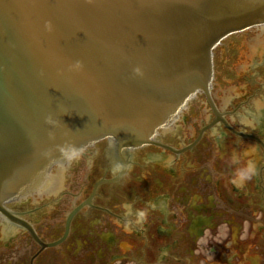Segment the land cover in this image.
<instances>
[{"label": "flooded vegetation", "instance_id": "flooded-vegetation-1", "mask_svg": "<svg viewBox=\"0 0 264 264\" xmlns=\"http://www.w3.org/2000/svg\"><path fill=\"white\" fill-rule=\"evenodd\" d=\"M208 92L149 142L100 139L6 203L0 264H264V24L213 48ZM249 147L258 172L236 188L232 157ZM117 159L131 167L113 176ZM127 203L147 208L130 232Z\"/></svg>", "mask_w": 264, "mask_h": 264}, {"label": "water", "instance_id": "water-1", "mask_svg": "<svg viewBox=\"0 0 264 264\" xmlns=\"http://www.w3.org/2000/svg\"><path fill=\"white\" fill-rule=\"evenodd\" d=\"M262 24L264 0H0V213L64 163L58 146L149 142L209 95L213 48Z\"/></svg>", "mask_w": 264, "mask_h": 264}, {"label": "clouds", "instance_id": "clouds-1", "mask_svg": "<svg viewBox=\"0 0 264 264\" xmlns=\"http://www.w3.org/2000/svg\"><path fill=\"white\" fill-rule=\"evenodd\" d=\"M52 23L51 21L44 22V28L47 31H52ZM84 70V62L82 60H74L66 65V67L62 70L68 74H78ZM134 72L136 74H142L141 68H134ZM44 121L46 124L52 126V130L49 131L50 138H55V127L58 124V120L54 117L52 113H48L44 116ZM214 134L216 136H220L218 131L214 130ZM59 151L61 153L63 162L61 164V168L63 170H67L71 164L80 159L81 153L83 151L82 148H78L72 144H65L62 146H58ZM255 151L254 148L249 147L246 148L242 154H234L232 157V164L235 165L231 183L236 188H242L246 182L250 181L254 176L257 175L258 169L256 165L255 159L252 158V153ZM66 162V163H65ZM170 163V161H166V164ZM131 164H124L120 160H116L114 164L111 165V173L113 176H120L126 168H130ZM150 207H155L154 204L149 202ZM147 208L145 207H133L132 204L127 203L124 205L123 212V222L122 227L126 232H130L134 227H138L143 225L146 218Z\"/></svg>", "mask_w": 264, "mask_h": 264}]
</instances>
